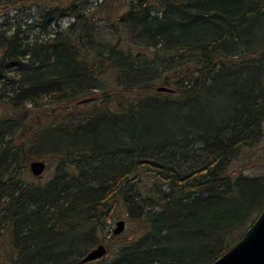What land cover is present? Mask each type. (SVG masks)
<instances>
[{
    "label": "trees",
    "instance_id": "obj_1",
    "mask_svg": "<svg viewBox=\"0 0 264 264\" xmlns=\"http://www.w3.org/2000/svg\"><path fill=\"white\" fill-rule=\"evenodd\" d=\"M0 19V264H210L242 237L264 206V0H0ZM121 215L133 237L83 263Z\"/></svg>",
    "mask_w": 264,
    "mask_h": 264
},
{
    "label": "water",
    "instance_id": "obj_2",
    "mask_svg": "<svg viewBox=\"0 0 264 264\" xmlns=\"http://www.w3.org/2000/svg\"><path fill=\"white\" fill-rule=\"evenodd\" d=\"M156 91L172 92V89L158 86ZM85 101L81 100L80 103ZM45 168L46 164L41 160H33L29 163L30 173L34 177H40ZM124 226L123 219L117 220L112 234L119 235L124 230ZM106 251L105 244L99 243L82 257V262L98 260L106 254ZM210 264H264V206L242 237Z\"/></svg>",
    "mask_w": 264,
    "mask_h": 264
},
{
    "label": "rangeland",
    "instance_id": "obj_3",
    "mask_svg": "<svg viewBox=\"0 0 264 264\" xmlns=\"http://www.w3.org/2000/svg\"><path fill=\"white\" fill-rule=\"evenodd\" d=\"M113 7H115V6H113ZM8 14L10 16H12V15L15 14V12L11 11ZM21 14H23V13H19L18 18L22 16ZM0 21H1V19H0ZM68 21H69V19H67V18L62 19L60 21L61 26H63V27L66 26L68 24ZM12 22H14V20H12ZM33 36H34L33 33H29V38H32ZM40 117L41 116H37L36 115V116H34V120L36 122H39ZM41 120L42 119H40V121ZM263 147H264V144L262 143L260 145V149H256V152L261 153V151H263ZM238 166L235 165L234 167H238ZM258 171L259 170L252 169V170H247L245 172L256 173ZM51 175H52V167L50 168V166H46L44 172L42 173V175L40 177H34V176L31 175V173L29 174V177L32 180H36V181H39V182H46V181L51 179ZM119 219H123L125 221L124 230L119 235H113L112 234V230L115 227V222L117 220H119ZM117 220H115L110 225V227L108 229V232L105 235V240H108L112 236L114 237V240L108 241L109 243L105 245L107 251H106V254L102 258H105V259L110 258L113 255L114 250L117 248V245L120 243V240L125 239V240L129 241L134 235L136 227H135V225L127 223L124 215H121V217H119ZM8 249H9V246H8V243H7L6 236L0 237V254L6 253V251H8Z\"/></svg>",
    "mask_w": 264,
    "mask_h": 264
}]
</instances>
